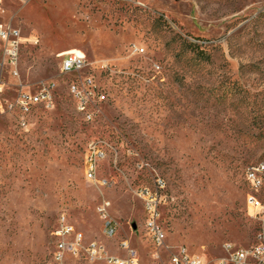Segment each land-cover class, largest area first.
<instances>
[{"label":"rangeland","instance_id":"374dc122","mask_svg":"<svg viewBox=\"0 0 264 264\" xmlns=\"http://www.w3.org/2000/svg\"><path fill=\"white\" fill-rule=\"evenodd\" d=\"M0 19L25 38L17 74L0 67V264H48L61 217L106 253L128 240L139 264H169L178 246L213 264L223 243L255 239L244 169L264 160V0H0ZM71 50L106 97H90L91 118L61 72ZM43 86L50 104L3 110ZM89 141L105 184L83 168ZM141 186L162 194L164 248L144 228Z\"/></svg>","mask_w":264,"mask_h":264},{"label":"built area","instance_id":"2783aa9c","mask_svg":"<svg viewBox=\"0 0 264 264\" xmlns=\"http://www.w3.org/2000/svg\"><path fill=\"white\" fill-rule=\"evenodd\" d=\"M24 39L12 21L4 22L0 19V67L17 74L19 51ZM139 50L143 51L141 48ZM60 67L61 72L74 76L69 85V93L78 101L79 110L91 118L92 115L86 110L90 97H96L99 101H103L106 97L105 94L98 95L96 83L91 75L82 74L86 67L84 55L74 50L66 51L61 55ZM51 102V91L48 87L43 86L38 90L19 92L14 99L7 100L5 107L2 106V108L3 110H16L25 113L31 106L41 103L50 104ZM89 144L90 150L83 155V168H91L93 181L105 184L97 177V170L104 160L102 146L95 141H89ZM160 182L162 188V181L160 180ZM244 183L246 187V214L259 227L258 234L254 240L246 245L223 243L221 246L222 255L218 256L213 264H264V160H256L246 165ZM137 195L144 207V228H149V239L157 248H164L166 236L164 228L158 220V204L162 199V194L154 193L151 187L141 186L137 189ZM96 208L103 217L104 234L113 237L116 234L118 224L110 217L109 200H105L103 205ZM58 223L52 231L55 242L48 264L50 262L73 264L72 260L76 258H83L89 263L100 260L103 264H139L137 252L130 247L128 240L123 239L119 243L120 250L125 252L123 256L106 253L100 242L91 240L86 243L82 232L71 223L63 222V217L59 218ZM168 263L208 264L207 261L190 255L183 246H178L170 253Z\"/></svg>","mask_w":264,"mask_h":264},{"label":"bare ground","instance_id":"6f19581e","mask_svg":"<svg viewBox=\"0 0 264 264\" xmlns=\"http://www.w3.org/2000/svg\"><path fill=\"white\" fill-rule=\"evenodd\" d=\"M91 170V168H89ZM54 264H58V262H55Z\"/></svg>","mask_w":264,"mask_h":264},{"label":"water","instance_id":"95a60500","mask_svg":"<svg viewBox=\"0 0 264 264\" xmlns=\"http://www.w3.org/2000/svg\"><path fill=\"white\" fill-rule=\"evenodd\" d=\"M136 227V225L135 224H133V228H135Z\"/></svg>","mask_w":264,"mask_h":264}]
</instances>
